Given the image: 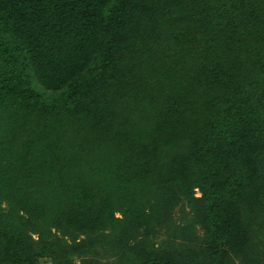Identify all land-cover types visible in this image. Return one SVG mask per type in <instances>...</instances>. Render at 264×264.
I'll list each match as a JSON object with an SVG mask.
<instances>
[{
  "label": "trees",
  "instance_id": "trees-1",
  "mask_svg": "<svg viewBox=\"0 0 264 264\" xmlns=\"http://www.w3.org/2000/svg\"><path fill=\"white\" fill-rule=\"evenodd\" d=\"M264 264V0H0V264Z\"/></svg>",
  "mask_w": 264,
  "mask_h": 264
},
{
  "label": "rangeland",
  "instance_id": "rangeland-1",
  "mask_svg": "<svg viewBox=\"0 0 264 264\" xmlns=\"http://www.w3.org/2000/svg\"><path fill=\"white\" fill-rule=\"evenodd\" d=\"M75 262H76V264H79L80 258L79 259L75 258ZM41 263L42 264H53L51 258H49V257H44V259L41 260Z\"/></svg>",
  "mask_w": 264,
  "mask_h": 264
}]
</instances>
